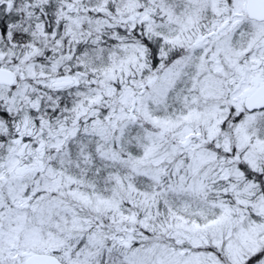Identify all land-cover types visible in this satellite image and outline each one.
<instances>
[{"label": "snow or ice", "instance_id": "6c2138e0", "mask_svg": "<svg viewBox=\"0 0 264 264\" xmlns=\"http://www.w3.org/2000/svg\"><path fill=\"white\" fill-rule=\"evenodd\" d=\"M0 264H264V0H0Z\"/></svg>", "mask_w": 264, "mask_h": 264}]
</instances>
